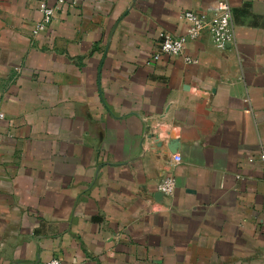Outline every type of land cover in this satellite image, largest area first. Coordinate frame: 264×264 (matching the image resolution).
Returning <instances> with one entry per match:
<instances>
[{"label": "crops", "instance_id": "obj_1", "mask_svg": "<svg viewBox=\"0 0 264 264\" xmlns=\"http://www.w3.org/2000/svg\"><path fill=\"white\" fill-rule=\"evenodd\" d=\"M39 1L0 0V264H264V0L152 64L215 0H79L33 36Z\"/></svg>", "mask_w": 264, "mask_h": 264}, {"label": "built area", "instance_id": "obj_2", "mask_svg": "<svg viewBox=\"0 0 264 264\" xmlns=\"http://www.w3.org/2000/svg\"><path fill=\"white\" fill-rule=\"evenodd\" d=\"M79 0H56L54 5L41 0L38 3V10L41 18L36 21L32 35L35 36L43 31L48 23H50L55 15V11L63 4L69 7H75ZM180 19L187 26L183 34L174 36L169 33L162 34L160 49L154 52L147 60V64H152L159 60L162 55L180 56L184 53V44L187 40H193L200 36L203 31H208L212 42L217 49H224L226 45L233 41V24L231 19V10L228 0H215L213 6L208 11L195 12L186 10L181 13ZM184 60L188 63L195 62V59L184 56ZM5 118L3 111H0V122ZM2 143V135L0 132V146ZM261 161H264V153H260ZM176 161L180 158L175 157ZM264 171V167H263ZM157 189L164 195H171L175 189V178L173 175L164 174L157 184ZM42 264H64L59 258L53 257Z\"/></svg>", "mask_w": 264, "mask_h": 264}]
</instances>
